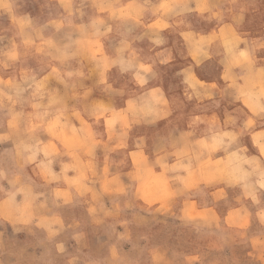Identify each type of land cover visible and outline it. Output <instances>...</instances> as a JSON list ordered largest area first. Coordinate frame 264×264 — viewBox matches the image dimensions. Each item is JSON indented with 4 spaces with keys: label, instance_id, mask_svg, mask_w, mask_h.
Returning <instances> with one entry per match:
<instances>
[{
    "label": "rangeland",
    "instance_id": "rangeland-1",
    "mask_svg": "<svg viewBox=\"0 0 264 264\" xmlns=\"http://www.w3.org/2000/svg\"><path fill=\"white\" fill-rule=\"evenodd\" d=\"M59 1L63 17L48 0H10V20L0 16V29L7 31L3 25L27 11V22L19 25L30 22L35 29L28 39L0 33V254L10 251L6 264H264V145L259 159L241 146L223 160L195 156L192 163V131L184 129L190 116L162 114L156 124L143 112L158 104L145 95L149 86L173 96L184 89L175 74L180 67L143 66L157 61V51L147 49L140 35L132 34L134 45L110 44V3L100 1L102 17L94 19L93 2ZM145 3L133 0L125 13L129 28L150 24L168 43L179 37L189 47L195 42L182 29L206 28L207 20L197 15L211 13L210 0L176 1L180 13L192 16L148 23ZM213 5V20H227L234 29L229 51L239 43L264 51V0ZM159 6L172 12V0ZM23 44L29 49L20 50ZM174 53L186 59L202 51L180 46ZM157 71L158 81L148 83L143 74ZM253 87L244 77L238 88L250 109ZM168 104L184 110L177 98ZM220 185L221 194L210 196L214 203L255 208H192V193L195 201L207 200ZM37 209L46 217L35 219ZM22 223H28L26 231L16 227Z\"/></svg>",
    "mask_w": 264,
    "mask_h": 264
},
{
    "label": "crops",
    "instance_id": "crops-1",
    "mask_svg": "<svg viewBox=\"0 0 264 264\" xmlns=\"http://www.w3.org/2000/svg\"><path fill=\"white\" fill-rule=\"evenodd\" d=\"M10 0H0V16L2 18H7L10 20L8 11L6 9V2L9 3ZM14 1V0H11ZM26 1V0H18ZM55 1L59 8L61 9L60 17L67 15L65 8L61 6V1L59 0H48ZM70 2L69 0H67ZM76 1V0H73ZM82 1V3L93 2L92 8V17L98 18L102 17L98 13V6L101 2L110 3L109 11L107 16L109 18L108 24L110 36L108 37L110 44H113L114 47H126L128 45H134V35H140L142 39V44L146 45L147 49H156L157 61L150 62L146 60L142 63L143 66L153 67H166L174 68L180 67L176 70V75L180 78V81L183 82L184 89H181L178 94L175 96L168 95L164 88H160L158 84H151L149 90L145 93L147 98L151 100L152 97L157 98V105L148 106L143 112L156 117L159 123V119L162 114L173 113L178 114L184 112L190 116L191 122L187 123L184 129L192 131V163L198 160H218L226 158L228 153L236 152L240 153L238 147L246 146L248 157L260 158V146L264 145V139L256 140V135L264 132V100L260 98V91L262 89L260 79H264V55L254 57V52L258 54L263 53L261 50H252L248 49L250 47H245L242 43L236 48H232L229 51L227 46L228 36L234 34V29L226 21L221 19L213 20V15L217 14L218 10L213 9L214 0H210L211 13L210 15H197L204 17L207 20V24L200 30L192 29L191 27L182 29L181 33L189 38H192V42H195V45L189 47L188 43L182 40L179 37H175L174 43H168V37L162 33L160 30H150L149 28L153 25L148 24V27L138 29L131 27L129 28L130 18L125 14L132 9L133 0H77ZM146 2V7L144 17L148 19V23H157L160 24L165 21L166 18H170L169 21H172L175 17H185L187 15L192 16L191 11H185L188 13H180V8L177 5L176 1H192V0H172V12L166 14L160 3L164 0H139ZM174 1V2H173ZM140 5H144L141 3ZM150 7V8H149ZM192 5H190V10H192ZM29 12L24 11V14L17 16V20L14 21V24H6L8 29H0V33H17L24 39H28L31 34L34 32V27L30 25L20 26V22H27ZM30 14V13H29ZM222 14V13H221ZM29 20V19H28ZM30 21V20H29ZM11 27H13L11 29ZM101 31L102 29L99 28ZM53 32L49 27L46 32ZM95 31V32H100ZM175 34L178 32L174 31ZM177 44V45H176ZM182 50L196 49L202 51L198 55L192 53V57L186 59L179 58L178 54H175L174 51L178 50L180 46ZM134 47V46H132ZM261 48V47H259ZM20 50H28V45H20ZM166 51V53H165ZM258 51V52H257ZM248 54L250 59L249 61L243 60V54ZM167 55V56H165ZM169 56V57H168ZM22 66L29 65L28 62H21ZM146 81L151 83L153 81L157 82L160 78V73L157 71L153 75L151 73L143 74ZM252 78V83L254 87L252 88V98L253 107L252 109L248 108L245 105L246 97L239 95L238 88L240 87L241 80L243 78ZM244 82V81H243ZM177 98L184 105V110L177 109L174 105L168 104V99ZM188 105V106H187ZM163 124H166L164 122ZM162 125V124H161ZM176 127L173 126L175 130ZM252 129V130H251ZM248 130L247 138L245 140L240 139V134H246L245 131ZM235 135L232 140L229 136ZM164 139L165 138H159ZM257 142V143H256ZM199 147V148H198ZM202 155V158L200 157ZM195 156H198V160L195 159ZM220 186H217L209 192L207 200H201L199 197L195 198L197 201L193 200L195 195L192 193V208L196 210H219V209H230L238 210L247 208H255L250 203H244L243 207L238 205L232 207H224L222 203H214L210 196L216 194H221L223 191ZM53 188L46 187L45 190ZM64 187L60 190L64 191ZM37 193V192H34ZM56 204L59 205L62 209V200H57ZM52 206V204H51ZM58 209V207H56ZM246 209V208H244ZM38 212L34 213V218L46 217L45 212H41L40 209H37ZM50 214H48L49 216ZM63 215V214H61ZM63 217V216H62ZM26 225V226H23ZM27 224H17L22 231L28 229ZM36 228V227H35ZM46 234V231H44ZM43 232V234H44ZM1 236V235H0ZM1 245L3 244V239L1 238ZM1 253V251H0ZM12 255V254H11ZM37 256V255H36ZM60 256H63L61 254ZM10 257V251L7 249L6 252L0 254V264H6L7 258ZM67 257V256H66ZM194 253L192 252V258ZM13 258H15L13 256ZM20 257L16 258L18 260ZM21 261V260H20ZM12 264H26L23 261L16 262Z\"/></svg>",
    "mask_w": 264,
    "mask_h": 264
}]
</instances>
